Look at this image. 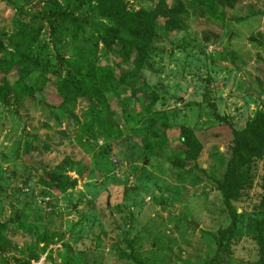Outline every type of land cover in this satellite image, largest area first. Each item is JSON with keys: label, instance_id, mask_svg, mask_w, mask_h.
I'll list each match as a JSON object with an SVG mask.
<instances>
[{"label": "rangeland", "instance_id": "obj_1", "mask_svg": "<svg viewBox=\"0 0 264 264\" xmlns=\"http://www.w3.org/2000/svg\"><path fill=\"white\" fill-rule=\"evenodd\" d=\"M122 1L164 8L106 49L96 0H0V82L23 80L0 102V264H207L232 223L219 186L264 112V0ZM68 155L77 188H43ZM250 176L219 264L260 261L264 153Z\"/></svg>", "mask_w": 264, "mask_h": 264}, {"label": "trees", "instance_id": "obj_2", "mask_svg": "<svg viewBox=\"0 0 264 264\" xmlns=\"http://www.w3.org/2000/svg\"><path fill=\"white\" fill-rule=\"evenodd\" d=\"M96 2L102 7L101 15L108 24V28L99 27L98 29L106 49H109L114 44H123L127 40V43L124 44L132 47L128 43L129 39L133 37L131 34L137 33L140 30L148 31L153 29L155 27L154 18L157 17V14H161L160 11L164 8V5H160L145 16L143 14L128 12L122 0H96ZM2 68L4 71H10L11 67L2 66ZM106 76L108 78L110 75L107 73ZM9 84L6 81L0 82V102L6 100L8 89H13L14 91L21 89L23 80L14 85L10 84L11 87H9ZM31 89H33L32 86ZM67 89H69V92L75 91L79 96H86L90 93L85 83L75 78L69 81ZM37 91L42 92L40 88H37ZM233 136L231 159L224 180L219 186V191L224 197L225 206L232 217V223L227 230L220 232L218 236H213L217 240L220 237L218 240V250L213 259L207 264H219L222 261L225 239L233 235V232L237 228L238 216L233 207V202L237 200L244 185L250 184L252 163L264 153V112L259 113L255 121L249 124L244 130H234ZM182 143L187 148L188 156L192 157V160H196L199 155V145L194 135L184 130ZM49 169L50 172H45L44 177H42L41 185L43 188L60 193L61 195L75 190L78 186V180H73L69 177L70 172L76 171L80 177L84 176L79 172L84 171L81 161L73 158L71 155L64 156L63 159ZM263 226L264 221L258 222L256 225V231L258 233L257 242L260 248V261L258 264H264Z\"/></svg>", "mask_w": 264, "mask_h": 264}]
</instances>
